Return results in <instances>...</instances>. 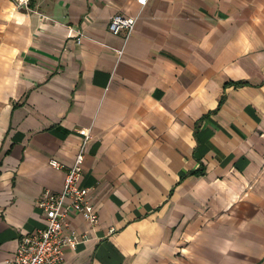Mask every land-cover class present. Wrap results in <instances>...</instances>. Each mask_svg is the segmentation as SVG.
<instances>
[{
	"label": "crops",
	"instance_id": "crops-1",
	"mask_svg": "<svg viewBox=\"0 0 264 264\" xmlns=\"http://www.w3.org/2000/svg\"><path fill=\"white\" fill-rule=\"evenodd\" d=\"M31 9L0 0V264L62 190L48 161L70 166L85 137L97 223L67 218L85 240L60 264H264V0Z\"/></svg>",
	"mask_w": 264,
	"mask_h": 264
},
{
	"label": "built area",
	"instance_id": "built-area-1",
	"mask_svg": "<svg viewBox=\"0 0 264 264\" xmlns=\"http://www.w3.org/2000/svg\"><path fill=\"white\" fill-rule=\"evenodd\" d=\"M10 1L16 9L32 11L33 0ZM137 1L144 6L147 0ZM134 24V18L117 13L110 18L107 31L126 38L131 34ZM80 41L81 33L77 32L76 43ZM118 55H121V51ZM87 138L83 140L70 166L66 167L55 159L48 161L54 169L64 171L62 190L59 193L44 190L35 201V205L44 214V226L35 232L21 235L14 253L4 264H60L64 248L73 250L80 241L85 240L84 236L66 229L67 218L81 215L89 225L97 223V214L86 200L87 189L78 185L82 172L83 146Z\"/></svg>",
	"mask_w": 264,
	"mask_h": 264
}]
</instances>
